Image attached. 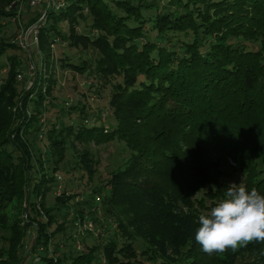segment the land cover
I'll return each mask as SVG.
<instances>
[{
	"label": "trees",
	"instance_id": "obj_1",
	"mask_svg": "<svg viewBox=\"0 0 264 264\" xmlns=\"http://www.w3.org/2000/svg\"><path fill=\"white\" fill-rule=\"evenodd\" d=\"M19 1L0 0V31ZM26 9L27 28L38 13ZM88 16L97 35L76 32ZM38 32L29 88L17 80L29 70L28 55L23 59L22 48L0 36V57L7 61L0 78V264H23L26 255L37 256L35 264H141L132 255L135 241L147 246L142 253L149 264H229L226 252L244 251L256 254L250 264H264L258 252L264 242L213 255L195 242L199 215L228 186L224 168L244 174L245 186L264 195V0H65L63 8L48 10ZM54 37L80 51L95 44L107 63L92 69L80 55L54 60ZM40 60L47 76L56 61L82 74L121 76L118 97L132 107L130 115L113 110L109 126L90 124L86 106L66 108L64 100L61 115L75 114L76 123L43 125L47 105H55V79L52 72L42 76ZM40 133L47 147L39 146ZM69 137L84 144L73 168L79 166L88 181L96 161L85 146L92 140L119 139L130 154L83 200L63 187L50 204L46 195L60 186L56 174L66 170ZM129 200L139 206L130 207ZM97 204L108 217L101 243L77 249L69 232L70 247L58 249L54 239L66 231L67 217L71 225L94 222ZM134 207H144L139 218L128 214ZM31 229L33 243L25 250Z\"/></svg>",
	"mask_w": 264,
	"mask_h": 264
},
{
	"label": "rangeland",
	"instance_id": "obj_2",
	"mask_svg": "<svg viewBox=\"0 0 264 264\" xmlns=\"http://www.w3.org/2000/svg\"><path fill=\"white\" fill-rule=\"evenodd\" d=\"M26 4V0L19 1V4L15 7L13 13L7 18L8 20H3V22H7L4 24L3 29L0 31V36L3 35L8 39L13 40L20 34L25 33V22L27 19L26 12H28V10L26 9ZM27 6L29 7L28 4ZM17 12L19 17L17 16ZM90 18L91 17L88 16L85 21L79 20L78 24L75 26L76 32L78 34L88 33L90 31ZM60 27L63 32H67L68 24L66 22L61 23ZM91 31L94 35L98 34L97 30L93 29ZM37 35H39V32ZM53 40L55 42L52 46L54 60L58 59L59 57H63V55L65 54L73 56L75 58L80 55L83 59L85 58L86 60H90L89 63H91V66L93 67L92 69H94L96 62L98 63L100 68L104 66L105 63H107V61H102V59L100 61V52L99 49L96 48L95 44L92 45L86 43V46L80 51L78 49L70 47L66 40H60L58 37H54ZM255 44V46L259 45L258 43ZM9 53L18 52L15 50H11L9 51ZM19 54L23 59H25V56H27V51L25 49H22V51H19ZM39 55L41 56V54ZM3 57L4 55L0 57V63H2V65L0 66V78L5 74L7 68V61ZM39 62V64H42L38 68L39 70H41L40 73H42V76L44 78L48 76L50 77L52 76L50 72H52L54 76L53 78L55 79V83L53 84L52 89V96L54 97L53 102L55 103V105H47L46 111L40 119L43 125L46 124L49 126L52 122L58 121L60 119L63 120L64 123H69L70 121H74V123H76L75 114L70 116L61 115L59 105H62V101L64 100L69 101L68 105L79 102V104L86 106L88 115L92 117L91 119H89L90 124H98L99 122H101L105 127L109 126L114 121V117L112 115L113 110L114 114H117L119 117H128L130 115V110L132 109V107L126 106L122 102L120 97H118L119 92L117 90V83L121 82V76H113V74H107V72L105 71L96 75L94 74L95 76L93 74L87 73L82 74L72 71L68 68H62L57 61L53 69L51 68L52 70L50 69L48 71L49 75L47 76L44 73L45 65L43 64V62L41 63V60ZM32 63L34 64L33 60ZM34 68L37 70L35 64ZM36 70L34 71V73L36 72ZM30 72L32 71L26 70L19 72L22 75V78H17L19 87H30V81L32 78ZM112 96L114 97L113 105L110 104V99ZM68 105H66L65 107L67 108ZM39 139V146L45 145V147H47L43 134L42 137H39ZM68 139L69 146L66 150L64 162V169L66 170H62L57 173L62 175V179L60 182L61 188L59 189V191L58 189H54L46 195V202L50 204L54 202V197L62 191L63 187L68 194L74 193L76 195V200H83L85 197V193H88L90 191V188L103 186L106 183L111 172L116 168L123 166L124 161L130 154V150L128 149V147H126L123 141H120L119 139L100 143L92 140L85 146L93 159H95L96 161L95 165L93 166L95 169L94 177L91 181H88L84 174V171L80 169L79 166L73 168V166H75L74 162L78 158V152H81L84 149V144L81 141L77 140L71 141V139H73L72 137H69ZM228 163L230 165H235L234 161H232L231 159H228ZM221 178L228 185L231 183H242L246 185V176L241 172H233L229 168L223 169V175ZM130 179L132 182L135 181V179L133 178ZM128 204L130 207H132V205L139 206L137 203L134 204V201L131 200H129ZM207 206L211 207L209 202L207 203ZM125 207H128L127 204L125 205ZM120 209H123V206ZM207 210L208 209H205L204 212ZM144 211V207H134V209L131 208V210L128 211V214L130 217L136 216L137 218H139V216H142ZM94 216L96 218V221H92L93 228L92 230H90L91 234H79L78 239L81 247L80 249H84L86 245H91L94 242L101 243V239L106 236L108 217L101 210V205L99 206V204H97V213ZM70 219L71 217L68 216L66 231H64V233H59L54 239L57 242L58 249L66 250L67 248H69L70 242L66 239L67 235L69 234V232L73 233L77 230L76 224L71 225L69 223ZM60 221L61 217L58 219V223ZM54 227L55 224L52 226V228ZM33 233L34 230L31 229L25 239V250H28L33 243ZM141 245L145 246L143 243L140 244L139 241H135L133 243V248L135 249V251L132 252V255H136L138 259L142 260V262H140L141 264H149V261L146 260V255L142 253V251L146 252L147 246H145L144 249ZM258 252H260V255L264 254V248H262ZM255 255L256 254H252L249 251H244L236 255H232L229 252H226L229 264H250L256 257ZM258 256L259 255L257 254V259H255L256 261L259 258ZM32 257L30 255H26L23 264H35L39 262L37 256L35 258Z\"/></svg>",
	"mask_w": 264,
	"mask_h": 264
},
{
	"label": "clouds",
	"instance_id": "obj_3",
	"mask_svg": "<svg viewBox=\"0 0 264 264\" xmlns=\"http://www.w3.org/2000/svg\"><path fill=\"white\" fill-rule=\"evenodd\" d=\"M198 225L195 242L208 255L264 242V195L254 187L231 183L223 197L199 215Z\"/></svg>",
	"mask_w": 264,
	"mask_h": 264
},
{
	"label": "built area",
	"instance_id": "obj_4",
	"mask_svg": "<svg viewBox=\"0 0 264 264\" xmlns=\"http://www.w3.org/2000/svg\"><path fill=\"white\" fill-rule=\"evenodd\" d=\"M26 2L32 10L38 13V18L34 23H32L26 28L25 33H22L19 36L15 37L13 41L20 48L25 49L27 51V55L30 59L29 71H32L30 72L32 75L35 71L34 64L32 63V49H37L38 47V37H37L38 35L37 34L39 31V27L46 20L48 10L63 8L65 6V0H26ZM18 12H17V16L19 17ZM17 78L19 79L22 78L21 73H17ZM68 104H69V101L66 100L65 105H68ZM39 137H42V133L39 134ZM56 177L58 180L62 179L61 174H56ZM59 188L60 186L57 188L58 191H59ZM95 200L98 201L99 197H95ZM75 224L77 225V230L73 232V237H75L76 239V244H75L76 248L80 249L81 247H80V243L78 239L79 234L84 233L85 230H92L93 222L91 219L87 218L83 224H80L78 221H76Z\"/></svg>",
	"mask_w": 264,
	"mask_h": 264
}]
</instances>
